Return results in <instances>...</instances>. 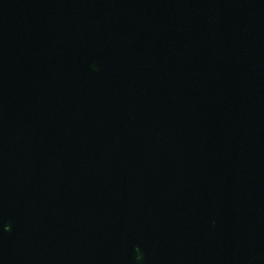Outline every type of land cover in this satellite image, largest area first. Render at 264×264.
Listing matches in <instances>:
<instances>
[{
    "label": "water",
    "instance_id": "water-1",
    "mask_svg": "<svg viewBox=\"0 0 264 264\" xmlns=\"http://www.w3.org/2000/svg\"><path fill=\"white\" fill-rule=\"evenodd\" d=\"M0 264H264V0H0Z\"/></svg>",
    "mask_w": 264,
    "mask_h": 264
}]
</instances>
